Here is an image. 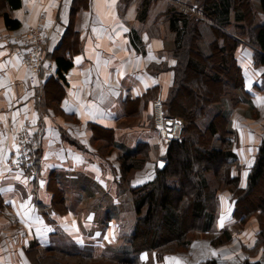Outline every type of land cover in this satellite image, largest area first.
I'll return each instance as SVG.
<instances>
[{
    "label": "crops",
    "instance_id": "crops-1",
    "mask_svg": "<svg viewBox=\"0 0 264 264\" xmlns=\"http://www.w3.org/2000/svg\"><path fill=\"white\" fill-rule=\"evenodd\" d=\"M251 1L259 5L261 0ZM170 3L169 0H22V6L13 9L6 0H0V241L8 236L9 229L19 227L26 234L28 231L29 241L54 248L58 246L55 232L59 226L60 229L63 227L69 235V242L75 244L80 253L99 256L109 247H120L118 244L121 243L125 246L126 236L124 233L121 236L120 231L124 228L108 207L99 208L103 213L101 216L93 211L94 216L86 218L95 230L93 236L80 226L69 230L62 225L67 218L57 214L53 207L54 183L58 178L76 182L90 177L107 187L115 180L119 181V149L115 147L117 150L105 157L93 151L92 144L85 141L88 139L87 132L82 129L88 128L89 124H95L97 128H115L114 140L126 148H135L138 144H147L152 148L159 144L158 156L155 159L152 156L148 162L154 168L135 176L131 186H142L154 179L155 165L160 160L164 161L166 146L160 144L157 127L155 132L150 130L146 116L150 113L152 101L165 99L174 83L176 57L173 43L176 32L166 14ZM6 12L20 21L18 29L6 27ZM238 14V11L232 10L230 23L244 22ZM261 16L260 24L264 23V12ZM36 25L44 31L45 38L41 41L44 63L36 72L38 82H31L30 79H35V71L23 59L25 49L13 43L16 41L12 38H18L19 43H23L32 36L30 29ZM202 25V31H210L211 42L215 38L213 31L207 28V24ZM55 55L73 61V66L63 77L58 72ZM235 58L243 73L246 90L252 96V103L256 107L262 106L261 115L264 117V66L255 65L254 50L248 44L240 43ZM128 97L134 104L133 110L131 107L129 110L134 115H140L136 118L143 121L138 127L119 124L126 119L123 101ZM54 104L55 107H52ZM239 105L247 106V102H240ZM236 115L235 112L231 117ZM233 120L232 127L238 133L234 150L242 166V184L246 182L263 137L251 143L248 120L241 118V124L233 123ZM23 124L30 126L33 154L28 168L20 169L10 163L17 150L16 132ZM72 128L85 137L78 138ZM130 128L140 129L131 131ZM72 138L83 142L84 150L76 149L70 143ZM243 173L246 174L244 177ZM229 193L221 192V207L224 203L230 205L229 199L232 198ZM116 202L118 205L119 201ZM87 213L92 214V211ZM11 215L10 219L8 216ZM97 217H106L103 225ZM254 219L246 222V226L252 222V226H248L250 229L244 232L247 238L242 234L237 245L235 236L224 247L226 250L233 246L232 253H224L223 256L213 250V255L218 260L220 257L229 260L235 250L243 251L241 243L253 247L259 231L258 220ZM107 224L110 238L106 237L105 230L97 231L95 228ZM132 231L133 227L126 234L130 235ZM103 233V241L96 242L93 248L94 243L90 240ZM74 236L81 239L76 240ZM195 249L193 245L192 255L199 260L203 253H196ZM242 255L250 261L264 264L261 252L256 256L245 252ZM11 257L13 255L8 250L0 247V264H5V260ZM141 260H149L147 252L141 254ZM193 260L186 262L182 259L175 264H194Z\"/></svg>",
    "mask_w": 264,
    "mask_h": 264
},
{
    "label": "trees",
    "instance_id": "trees-1",
    "mask_svg": "<svg viewBox=\"0 0 264 264\" xmlns=\"http://www.w3.org/2000/svg\"><path fill=\"white\" fill-rule=\"evenodd\" d=\"M236 1L241 0L201 1L204 17L213 23L211 30L215 38L211 46L214 57L221 56L220 68L217 66L215 69L212 66L208 69L205 64L207 58L199 51V42L203 41L201 25L209 22L184 14L174 7L169 6L167 10L171 28L176 32V66L174 83L164 101L168 115L182 117L185 127L180 139L167 145L163 156L165 167L157 170L151 182L131 188L138 216L133 231L126 236L129 244L121 248V255L115 256V264H143L145 261L141 260V254L144 252L155 251L158 259L180 252L190 246L194 235L192 238L190 236L195 231L218 233V237L212 240L215 245L229 242L233 234L228 227L218 232L215 230L219 214V193L223 190H229L235 201L233 217L241 223L256 217L261 226L258 234L264 236V197L258 203L248 206L253 190L261 181L264 183V140L248 173L246 185L241 187L242 166L234 150L237 131L233 129L232 121L227 119L224 109L220 110V115H214L210 120L206 118L208 109L222 99L228 98L231 102H223L224 106L252 101L235 58L237 47L244 41L222 31L231 24L229 19L232 10L238 11V18L244 21L238 25L239 33L251 36L250 42L252 40L255 47L254 63L258 65L264 62V56L259 53H264V23L250 20L249 12L253 13L254 9H246ZM6 2L13 9L22 6V0ZM259 5L264 12V0ZM4 20L6 27L11 30L21 25L7 12ZM55 61L62 77L73 66V61L64 56L55 55ZM143 97H147V94ZM224 120L228 126L225 129ZM119 146L122 150L119 158L122 175L142 167L148 157L147 144H138L135 148H126L122 144ZM55 196L54 204L59 197ZM144 207H147L146 211H143ZM259 245V241L256 242L250 252L254 254ZM80 254L90 256L87 253ZM201 264L219 263L217 259H207ZM243 264L261 262L247 259Z\"/></svg>",
    "mask_w": 264,
    "mask_h": 264
},
{
    "label": "rangeland",
    "instance_id": "rangeland-1",
    "mask_svg": "<svg viewBox=\"0 0 264 264\" xmlns=\"http://www.w3.org/2000/svg\"><path fill=\"white\" fill-rule=\"evenodd\" d=\"M128 1H131V0H128ZM169 1L171 2L169 5L170 7L177 8L178 11L183 12L184 14L194 15V17L197 16V17L203 18L204 20H207V21L209 20L208 18L204 17V14L201 11V9L203 7L202 2H201L202 0H169ZM248 1H250V2L248 3ZM236 3L240 4V6L246 8V9H252L253 8L254 9L253 13L249 12V19L250 20L255 19V22L258 21V23H259V21H261V17H262L261 14L263 12L260 9V5L255 4L256 2L251 1V0H241L239 2L236 1ZM195 5H197L196 9L194 8ZM164 18H167V17H164ZM158 19H161V18L159 17ZM208 22H209V24L206 22H204L203 24H207V26H208L207 28L211 29V26L213 23H212V21H208ZM238 25L239 24L231 22V24L229 26L225 27V30H227V32H229L234 38L244 41V44H248L254 50V54H255L254 44H253L252 40L250 42L251 36L250 37L244 36V35H246V33L244 35L242 34L244 32L239 33L240 29H239ZM38 26L39 25H36L33 27H35L37 29ZM201 28L203 30V25H201ZM44 38H45L44 31L42 29V30H37L36 35L27 37L23 43L22 42L19 43L20 41H18L15 38H12V40H14L16 42H13V41L12 42L17 44V45H21L25 49V47H28V45H29L28 43H30L31 41H32V43L33 42H41ZM210 39H211L210 31L209 30L203 31V41L199 42V46H200L199 51L203 57L207 58V62L205 64L208 66V69L210 66H212L214 69L217 66L220 68L219 64H221V56L214 57L215 56L213 54L214 50L211 46V44L214 40V37H213V40L211 42H209ZM173 49H175V43H173ZM259 53L264 56L263 52H259ZM41 54L43 56V47H41ZM199 58L201 59V61L203 60L200 56H199ZM41 65L42 64H40V66ZM256 66H264V62H262ZM32 69H33V67H32ZM36 72L37 71H35L33 73L35 79H30L31 82H38V80H37L38 77H36ZM174 72H175V70H174ZM219 87H221V86H219ZM221 92H222V88H221L220 93ZM159 99H161L163 101V107H164L163 108V114H164V116H166L167 118L171 117L168 115L167 106L165 103L166 100L164 101L163 98H159ZM130 100H131L130 97H128L126 100L123 101V107L125 110L124 116L126 119H124L123 122L119 123V124H122L123 126L138 127L142 124L143 121L136 118V116H140V115H134L133 114L134 112L129 110L130 107L133 110V106H134V104H132L130 102ZM155 100L152 101V106L150 107L151 108L150 113H148V115L146 116L148 118V124L151 125L150 130L153 132H155V130H156V128H155L156 123H155V119L153 116L155 114V109H154V101ZM228 100H229L228 98H227V100L222 99L220 102L213 104V106L208 109V112L206 114V118L208 120H210L214 115H216V116L220 115V110L224 109L225 110L224 112L226 114L228 112V114H227L228 120L229 119L231 120L233 118L235 119V121L233 120V123L235 122V123L241 124V118L245 119L246 121L248 120L247 131H249L250 142L251 143L255 142L258 139V137H263V139L258 144V149H259L261 142L264 140V117H262V115H261L262 110L260 109L262 106L259 107L257 105V107H256L253 105L252 101H249V102H247V106L246 105L241 106L238 103L234 106L233 105L231 106V104H230L226 107V106H224L223 102H226ZM228 102H230V101H228ZM52 107H55V104ZM229 107L232 110H230ZM235 112L237 113V115L232 118L231 116L234 115ZM172 117L183 119L182 117H179V116H172ZM218 118H219V121H221V118L220 117H218ZM225 122H226V120H224V128L223 129H225V127H228L227 124H225ZM30 124L31 123H29V125ZM29 125L26 124V126H28L27 127L28 129L30 128ZM26 126H25V124H23L20 127V129L22 127H26ZM184 127H185V122H184ZM184 127H183V130H184ZM20 129L16 132V138L18 136V132H21ZM82 129H85V131L87 132L88 139H86L85 141L89 145H90V143L92 144V147L94 148L93 151H95V152L98 151L101 155H103L105 157L106 155L111 154L112 151L117 150V149H115V147H117L119 149V151H118L119 156L118 157L120 158V154H121L122 150H121L120 146H118L119 143H116V141L114 140V137H113L115 130H116L115 128H97V126L95 124H89L88 128H82ZM137 129H140V128H130L131 131H135ZM233 129H235V128H233ZM72 130L78 138H84L85 137V136L81 135L80 132L76 128H72ZM157 130L160 133V130L158 128H157ZM122 132H124V131H122ZM161 136L162 135L160 133V136H159V141L161 142L160 144L162 146L164 145L167 147L169 142H166L164 139H162L163 137H161ZM181 136H182V134H181ZM236 139L238 141V133H237ZM156 140L158 141V138H156ZM32 141H33V137L31 138V142L29 144V147L32 150L31 155L33 154ZM125 142L128 143L127 138H126ZM70 143L76 149L84 150L85 144L83 142H81V141L79 142V141L72 138V141ZM250 146L253 147V145H251V144H250ZM147 149H149V152L147 155L148 157H146L145 163L142 165V167L137 168V169H133L130 173L122 175V172H121L122 168H121V164H120V179H119V181L115 180L113 182V184H108L107 187L100 185L99 182H97L94 178H90V177H84L85 179H81V181L78 180L76 182H68V181H64V180L59 179V178L56 179V183H54V187L56 189L55 194H56V196H59V197H57V203L55 205L53 203V207H54L57 214L64 215V217L67 218L66 219L67 221L65 223H63L62 225H66L69 228V230L74 229L75 226H80L81 228H84L86 231H88L90 233V235L93 236L95 230L93 228H91L90 221H89V219L86 220V218L87 217L90 218V216H92V215L94 216L93 211H97V215L100 214V216H101V214H103V213H100L99 208L100 207H105V208L108 207V209H111L114 212V217L116 218V220L118 222L121 223L122 227L124 228V230H122V229L120 230L121 236H123V233H124V235L128 237L129 233L128 234H126V233L128 230H131L132 227L134 228V225H135V222H136V219L138 216L137 212H136L135 205H134V195H133V192L131 190L132 180L135 176L141 175L144 172L148 173L150 168H151V170H152V167L154 168V165H150V164H148V162L151 160L152 156H153V159H155L156 156H158L160 145L158 144V146H154V147L152 146V148L149 146ZM257 152H258V150H257ZM15 155L16 154H14V156ZM14 156H13V158H14ZM31 158H32V156H31ZM119 161H120V159H119ZM158 169H159L158 165L157 166L155 165L154 170L156 171V173H157ZM244 175H245V173H243V177H244ZM246 182H247V179H246ZM246 182H243L242 184H240V186L244 187L246 185ZM223 191H229V190H223ZM223 191H221V192H223ZM221 192L219 193V214H218V219H217V224H216L215 230L218 232L219 230H222L223 228L228 227L233 234V238L229 242H227L226 244L220 243V244L215 245L212 243V240L214 238L218 237V233H214V232L201 233L199 231H195L190 236L192 238L194 235V237H193L194 240L192 241V243L190 244V246L188 248H186V249L183 248V249L179 250L180 252L167 254V255L163 256L161 259L157 258V254L155 251H150L148 253L149 260L145 261V263H143V264H175L177 262L182 261V259L185 260L186 262H188V261L192 262V260L194 259L193 260L194 264H201V262L203 260H207V259H217L219 264H224V263H227V264H243L244 260H247L248 258H244L242 255V252L248 253L250 256H256L259 252H261V253H263V256H264V236L260 237V235L258 234L261 230L260 224H259V231L256 234V242L259 241L260 245H259V247L256 246V252L254 254H252L250 252V249L252 247H248L244 243H241L243 251L238 250L236 252V250H235L233 253L234 256L229 257V260H227L226 258L222 259L221 257H220V260H218V258H216V255H213V250H214V252H217L218 254H221L223 256H224V253H232V250L234 249L233 246L228 247L226 250L224 247L227 244H229L234 239L235 236H237L235 243L238 245L239 243L237 241L241 240L242 234H243V237L247 238L244 235V232H246L247 230L250 229V227H248L249 225L252 226V222L249 223L248 226H246V223H241L240 221L236 220L233 217L234 203H232L233 202L232 199H229V201L231 202L230 205H228V204L225 205V203H224V206L221 207V204H220ZM230 196L232 198V194H230ZM261 197H264V183L262 181L253 190L252 194L250 195V198L248 200L250 205H248V206H251L253 203H258L260 201ZM116 201H119L118 205H117ZM112 205L114 206V208L112 207ZM116 205H117V207H116ZM69 207L71 209L70 211H69ZM224 207H225V209H223ZM146 208L147 207H144L143 211H146ZM88 211H92V214L87 213ZM12 216L13 215L8 216V217L11 219ZM252 218L254 219V217H252ZM97 220L99 222H101L103 225L104 221L106 220V217H100V219H99V217H97ZM87 222H89V223H87ZM95 222H97V221H95ZM95 225H97V223H95ZM128 226L131 228L129 229ZM106 227H108V224L105 227H96L95 226L97 231L105 230L106 237L110 238L111 231L107 232L108 229ZM56 228H57V231L55 232V234H56L55 239L58 242V246H56L54 248L53 247L52 248L43 247L38 242L36 243L35 241H32V242L29 241L28 231L26 234V232L21 231L19 227H16L13 230L9 229L8 236L3 238V240L0 241V247H2L4 250H8L10 255H13V257H11L9 260H5V264H115V262H113L115 259V256L117 254L121 255V248L123 246V243L118 244V246H120V247H116V246L115 247H109L105 251H102L101 255H99V256H88L86 254H84V255L80 254L78 248L76 246H74L75 244H71L69 242V240H70L69 235L64 232L63 227L60 229L59 226H57ZM252 232H253V230H250V233H252ZM105 233L99 235V237H95V239H93V240H90L91 242L94 243L92 245L93 248L96 246V244H95L96 242L103 241L102 238H103ZM252 234H250V235H252ZM260 238H262L261 241H260ZM74 239L80 240L81 238L74 236ZM74 239L71 238V240H74ZM197 241L199 243H196ZM128 244L129 243L125 239L124 245H128ZM36 245H38L39 247H37ZM193 245L196 246V249H195L196 253H199V251H202V253H203V255L201 256L202 258L200 257L201 259H199V260L196 258V256L194 258V256L192 255ZM101 248H102V246H101ZM187 252H188L187 255H183V256L177 255L180 253H187ZM235 253H236V255H235ZM168 256H169V258H167Z\"/></svg>",
    "mask_w": 264,
    "mask_h": 264
},
{
    "label": "built area",
    "instance_id": "built-area-1",
    "mask_svg": "<svg viewBox=\"0 0 264 264\" xmlns=\"http://www.w3.org/2000/svg\"><path fill=\"white\" fill-rule=\"evenodd\" d=\"M37 30H41L40 28L33 27L30 30V33L33 35L37 34ZM18 40V38H15ZM28 50L25 53L24 60L26 63L33 65V70L37 71L39 69V65L41 63V42H33L28 43ZM163 101L161 99H156L154 101V119L156 123V127L160 130V133L163 139L166 142H171L174 140H178L181 137L184 127V120L179 118L169 117L167 118L163 114ZM167 121H171V125L167 124ZM26 126V124H25ZM22 127L18 132L17 136V150L15 152L14 159L12 162L16 166H22L24 163L31 160L32 150L29 147L31 142L32 134L30 132V128ZM20 134V135H19Z\"/></svg>",
    "mask_w": 264,
    "mask_h": 264
},
{
    "label": "bare ground",
    "instance_id": "bare-ground-1",
    "mask_svg": "<svg viewBox=\"0 0 264 264\" xmlns=\"http://www.w3.org/2000/svg\"><path fill=\"white\" fill-rule=\"evenodd\" d=\"M42 47V46H41ZM26 48H27V50H28V47H25V51L27 52V50H26ZM26 52H23V59H24V57H25V53ZM43 63V56H42V54H41V63L40 64H42ZM29 64V63H28ZM31 65V64H30ZM32 67H33V65H31ZM40 66V65H39ZM41 67V66H40ZM39 67V68H40ZM39 70V69H38ZM29 164H30V161H28V162H26V163H24L22 166H16V165H14V163L13 162H11L10 163V165L11 166H13L14 168H20V169H22V168H28V166H29Z\"/></svg>",
    "mask_w": 264,
    "mask_h": 264
},
{
    "label": "water",
    "instance_id": "water-1",
    "mask_svg": "<svg viewBox=\"0 0 264 264\" xmlns=\"http://www.w3.org/2000/svg\"><path fill=\"white\" fill-rule=\"evenodd\" d=\"M167 124H168V125H171V121H167ZM165 165H166V162L163 161V160H160V161L158 162V167H159L160 169L164 168Z\"/></svg>",
    "mask_w": 264,
    "mask_h": 264
},
{
    "label": "snow or ice",
    "instance_id": "snow-or-ice-1",
    "mask_svg": "<svg viewBox=\"0 0 264 264\" xmlns=\"http://www.w3.org/2000/svg\"><path fill=\"white\" fill-rule=\"evenodd\" d=\"M246 175V174H245Z\"/></svg>",
    "mask_w": 264,
    "mask_h": 264
}]
</instances>
